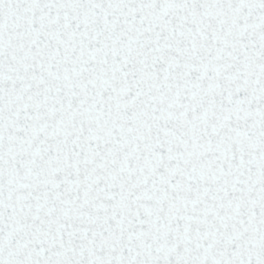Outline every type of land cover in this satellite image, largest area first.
<instances>
[{
  "label": "snow or ice",
  "instance_id": "snow-or-ice-1",
  "mask_svg": "<svg viewBox=\"0 0 264 264\" xmlns=\"http://www.w3.org/2000/svg\"><path fill=\"white\" fill-rule=\"evenodd\" d=\"M0 264H264V0H0Z\"/></svg>",
  "mask_w": 264,
  "mask_h": 264
}]
</instances>
